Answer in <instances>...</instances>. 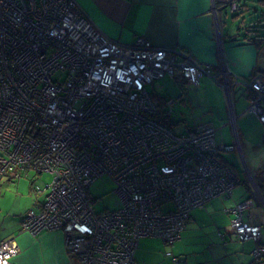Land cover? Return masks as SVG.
Returning <instances> with one entry per match:
<instances>
[{"label": "built area", "instance_id": "1", "mask_svg": "<svg viewBox=\"0 0 264 264\" xmlns=\"http://www.w3.org/2000/svg\"><path fill=\"white\" fill-rule=\"evenodd\" d=\"M164 76L193 85L209 76L231 103L239 84L245 110L264 126V69L242 78L142 36L129 44L109 39L75 0H0V181L28 170L52 176L34 185L44 198L23 215L21 230L61 231L79 264H136L141 237L172 245L191 210L232 196L240 178L222 151L234 147L217 143L214 125L177 132L156 117L146 84ZM102 175L121 204L96 211L88 189ZM252 206L247 197L226 211L231 233L255 243L256 264L264 246L262 221L247 216ZM18 252L13 238L1 240L0 264Z\"/></svg>", "mask_w": 264, "mask_h": 264}, {"label": "crops", "instance_id": "2", "mask_svg": "<svg viewBox=\"0 0 264 264\" xmlns=\"http://www.w3.org/2000/svg\"><path fill=\"white\" fill-rule=\"evenodd\" d=\"M75 1L100 32L109 39L120 43L129 44L136 37L142 36L155 46L190 51L196 60L202 63L223 65L229 73L242 78L249 77L257 69H264V43L258 45L253 43L249 38L250 34L247 38H243V32L238 28L236 19L229 18L227 14V11L231 12L229 1H238L242 10L246 6V2L253 0ZM261 4L264 5V2ZM239 11L238 8L233 9L232 12ZM206 78L210 77H200L196 85L206 83ZM172 79L186 83L178 78L172 77ZM237 86L240 87L239 84H236L233 91ZM222 89L225 94L228 115L233 113L237 117L235 91L231 103L228 101L225 89ZM243 93L245 94V91ZM244 111L245 109L242 112ZM41 176L42 174L28 170L22 172L16 179L7 176L0 181V241L13 238L19 247V252L10 259L11 264H79L68 253L61 231L44 230L34 234L21 230L23 215L28 210L36 209L43 201L44 196L41 197V194L34 190V184ZM8 185L14 186L15 189L5 190V186ZM244 186L247 191L245 195L234 187L235 194L232 192V200H227L230 197L216 196L198 210L193 209L190 212L187 225L193 219L196 220L199 210H205L211 217V221L217 225V235L222 230L220 229L221 225H225L222 230L224 232L220 231L224 234L223 239L225 240L226 234H232L229 226L231 213L226 209L234 201H240L247 197H251L254 203L247 214L248 218L264 223V198L256 199L253 193L250 195V186ZM5 201H11V205L9 204L7 207L4 205ZM217 212L221 213V220L217 219ZM262 233L263 237L260 242L264 245L263 230ZM254 244L252 241L250 253ZM138 249L135 256H137ZM221 253L224 255V252ZM252 259V254H250L249 258L245 257L244 261L230 260L217 263L250 264ZM256 264H264V250Z\"/></svg>", "mask_w": 264, "mask_h": 264}, {"label": "rangeland", "instance_id": "3", "mask_svg": "<svg viewBox=\"0 0 264 264\" xmlns=\"http://www.w3.org/2000/svg\"><path fill=\"white\" fill-rule=\"evenodd\" d=\"M232 4L228 2L231 8V12L227 11L229 18H232L233 14ZM261 12H264V5L260 1L246 2V6L238 12L235 21L236 23L242 21L243 25L250 29L256 24L255 20H252ZM146 88L151 94H160L163 98L172 101L167 107L171 109L169 116L172 121H179L173 125L175 131L184 132L191 124L212 123L216 128L215 138L218 144L234 147L222 153L242 180L235 187L245 195L247 191L244 185H249L250 195L254 189L253 195L256 199L264 198L261 195L264 189L259 190L258 183L253 179L257 170L264 168V126L255 114L246 110L242 112L246 108L247 99L241 86H237L234 90L237 112L234 125L228 115L224 90L211 78H206V83H200L198 86L181 83L170 76H164L146 84ZM51 177L50 174L43 173L34 185L42 187L51 180ZM14 189L12 185L5 186V190ZM88 192L96 211L115 209L121 204L115 192L114 182L105 175L97 177L91 183ZM40 194L43 197L45 193ZM227 200H232V197ZM9 204L11 205V201H5L4 205L9 207ZM199 208H194V210ZM218 213H216L217 219L221 220V213ZM224 226L221 225L220 229L223 230ZM262 227L264 232V223ZM216 231L217 225L211 221L208 213L205 210H199L196 220L193 219L188 223L181 238L172 245L166 244L160 237H141L138 242L137 256H134L135 263L177 264V261L181 260L183 264H194L198 261L217 264L220 261L239 262L244 261L245 257L249 258L251 240H239L233 234H226L227 238L224 240L216 234ZM260 239L258 242L263 245ZM167 252L170 255H167ZM221 252H224V255ZM241 257L242 259H239Z\"/></svg>", "mask_w": 264, "mask_h": 264}, {"label": "trees", "instance_id": "4", "mask_svg": "<svg viewBox=\"0 0 264 264\" xmlns=\"http://www.w3.org/2000/svg\"><path fill=\"white\" fill-rule=\"evenodd\" d=\"M260 2H264V0H258ZM245 4V3H244ZM241 5V4H240ZM239 5V10L240 12L241 10V6ZM245 6V5H243ZM242 6V7H243ZM238 16V12H233L232 17L236 19V17ZM255 20V25L252 26V28L250 27V29H248L246 26L243 25L242 21H238L237 25L239 26L238 28L240 30H242V36L243 38H247V36H249L250 34V39L252 40L253 43L261 44L264 43V12H261L255 19H253L252 21ZM153 99L156 101L157 106L159 108L158 110V114L156 117H158L159 119H161L164 123L170 125L171 127H173V125L177 124V122H179L178 120L176 122L172 121V119L170 118V113L167 114L165 111V107H166V103L168 101V99L163 98V95L160 94H153ZM223 161L230 165L232 167V165L229 163V161L223 156ZM234 170V169H233ZM253 179L258 183L259 186V190L264 189V168L257 170V172L254 174ZM242 180L240 179V182ZM253 193V192H252ZM264 196V190L261 192ZM198 208V207H197ZM192 211V210H191ZM190 217V216H189ZM189 219V218H188ZM188 222V221H187ZM187 225V224H186ZM186 228V227H185ZM184 228V230H185ZM183 230V231H184ZM182 231V232H183ZM218 234H223L222 232H218ZM182 235V234H181ZM224 235V234H223ZM221 236V235H220ZM221 238H223L221 236ZM178 241V240H177ZM174 244V243H173ZM138 248V247H137ZM137 250V249H136ZM73 258H75L74 256H72ZM181 261V260H180ZM200 263V262H198ZM204 263V262H201ZM197 264V263H196ZM206 264V263H205Z\"/></svg>", "mask_w": 264, "mask_h": 264}]
</instances>
